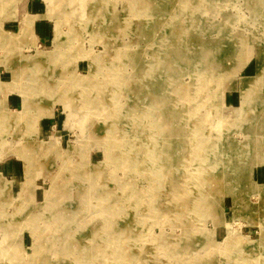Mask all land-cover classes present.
I'll return each instance as SVG.
<instances>
[{
  "label": "rangeland",
  "instance_id": "1",
  "mask_svg": "<svg viewBox=\"0 0 264 264\" xmlns=\"http://www.w3.org/2000/svg\"><path fill=\"white\" fill-rule=\"evenodd\" d=\"M0 264H264V0H0Z\"/></svg>",
  "mask_w": 264,
  "mask_h": 264
},
{
  "label": "crops",
  "instance_id": "2",
  "mask_svg": "<svg viewBox=\"0 0 264 264\" xmlns=\"http://www.w3.org/2000/svg\"><path fill=\"white\" fill-rule=\"evenodd\" d=\"M32 7H33V9H35V5H34V3L32 2ZM29 16H31V17H37V20L34 22V25H33V27H34V34H35V36H36V42H40L39 41V39L41 38V37H46L47 36V32L46 31H50V27H49V25L44 21V19H42V18H40L41 17V14H35V15H29ZM36 22H38V24L36 25ZM41 22V23H40ZM35 26H37L38 27V30H39V34L37 35L36 34V31H35ZM38 36H39V38H38ZM41 36V37H40Z\"/></svg>",
  "mask_w": 264,
  "mask_h": 264
},
{
  "label": "bare ground",
  "instance_id": "3",
  "mask_svg": "<svg viewBox=\"0 0 264 264\" xmlns=\"http://www.w3.org/2000/svg\"><path fill=\"white\" fill-rule=\"evenodd\" d=\"M58 5V4H57ZM41 58V57H40ZM252 86V85H251ZM252 88V87H251ZM248 97V96H247ZM256 98V97H255ZM254 99V98H253ZM33 103V102H32ZM244 105H246V104H244ZM244 107V106H243ZM242 113V112H241ZM166 132H168V131H166ZM34 167H36V166H34ZM3 187V186H2ZM51 191V190H50ZM51 195V194H50ZM49 199V198H48ZM59 200V199H58Z\"/></svg>",
  "mask_w": 264,
  "mask_h": 264
}]
</instances>
